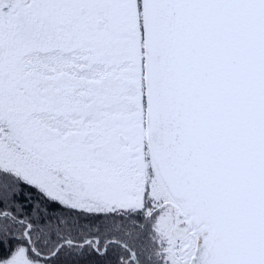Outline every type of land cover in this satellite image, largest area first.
Segmentation results:
<instances>
[{"label":"snow or ice","instance_id":"snow-or-ice-1","mask_svg":"<svg viewBox=\"0 0 264 264\" xmlns=\"http://www.w3.org/2000/svg\"><path fill=\"white\" fill-rule=\"evenodd\" d=\"M0 264H264V0H0Z\"/></svg>","mask_w":264,"mask_h":264}]
</instances>
